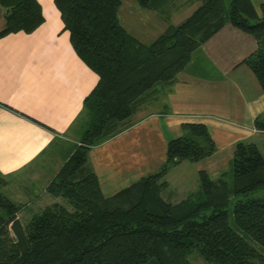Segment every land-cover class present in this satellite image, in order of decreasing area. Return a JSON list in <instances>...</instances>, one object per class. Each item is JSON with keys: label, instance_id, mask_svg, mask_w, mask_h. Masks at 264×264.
Segmentation results:
<instances>
[{"label": "trees", "instance_id": "obj_1", "mask_svg": "<svg viewBox=\"0 0 264 264\" xmlns=\"http://www.w3.org/2000/svg\"><path fill=\"white\" fill-rule=\"evenodd\" d=\"M134 1L149 11L174 3ZM53 2L71 47L98 80L83 100L79 144L46 186L63 203L44 207L22 224L21 207L1 192L7 180L0 173V264H191L187 257L193 251L213 264H264V253L245 239L264 251V198L249 197L264 188V156L256 144L236 143L229 170L217 180L199 171L197 189L176 203L163 196L168 171L215 151L202 123L181 124L184 133L167 141L158 170L111 197L103 196L88 162L90 149L127 129L153 94L173 84L226 24L255 39L257 48L241 63L264 94V3L257 13L250 0H230L227 7L225 0H198L186 19L168 23L142 43L120 21L121 0ZM0 5L6 10L0 38L31 33L44 21L37 0H0ZM254 128L264 132V114L255 118Z\"/></svg>", "mask_w": 264, "mask_h": 264}, {"label": "crops", "instance_id": "obj_2", "mask_svg": "<svg viewBox=\"0 0 264 264\" xmlns=\"http://www.w3.org/2000/svg\"><path fill=\"white\" fill-rule=\"evenodd\" d=\"M250 1L259 13L264 0ZM37 2L44 19L37 29L0 38V173L7 180L2 191L30 212L26 221L46 206L63 203L49 195L46 186L79 144L85 124L83 100L98 80L71 47L53 0ZM5 11L0 5V31ZM144 35L133 36L144 43L149 40ZM256 48L251 35L224 25L200 47L191 70L153 94L127 129L92 147L88 162L103 196L111 197L158 170L167 141L181 135L183 123L204 124L215 151L191 164L194 190L188 193L189 186L171 187L166 179L183 162L168 171L163 196L170 203L197 189L199 171H206L212 180L227 172L236 143L264 148V132L254 128L255 118L264 113V95L252 71L241 63ZM224 160L221 164L227 167L217 171Z\"/></svg>", "mask_w": 264, "mask_h": 264}, {"label": "rangeland", "instance_id": "obj_3", "mask_svg": "<svg viewBox=\"0 0 264 264\" xmlns=\"http://www.w3.org/2000/svg\"><path fill=\"white\" fill-rule=\"evenodd\" d=\"M121 2H122V5L119 9V18H120L122 25L127 29L129 33L131 34L133 33L132 35H134L135 33L137 35H142L145 32V35L143 37L149 38V40L147 41L144 40L143 41L144 43L146 42L149 43L150 41L155 39L159 34H161L166 29L168 23L177 25L180 22H182L192 13L193 9L196 8L200 4L198 0L196 1L174 0V3L172 4L171 7L169 6L166 7L167 6L166 5L160 11H149V10L140 8L134 0H121ZM229 2L230 0H225L226 7L229 5ZM164 17H166V20L164 19ZM165 21L167 22V24H165L166 26L162 27V22H165ZM149 33H151V36L149 35ZM191 67H192V62L189 63L183 71L191 70ZM256 84L257 86H259L257 82ZM261 93L263 94L262 91ZM185 119L190 120L189 118H185ZM217 123L222 124L227 127L231 126L230 124H227L223 120L222 121L217 120ZM77 128L80 129V127H77ZM180 130H181V135H182L184 132L182 129ZM77 138H79V134ZM259 148H260V151L264 155V148H262V146ZM207 158L209 157L202 159V161ZM214 158H217V156ZM223 162H225V160L217 164V171L224 169V167H227L228 164L226 166L221 164ZM183 164L184 165H182L181 167L177 169L173 168L172 170H170L166 176V179L168 180L169 182L168 184H170L171 187L175 186L177 188H182L185 186H189L190 188L187 190V193H188L194 190V182H193L194 180L191 174L192 169H193V166L191 164L193 163L184 161ZM183 180L184 182L181 183V181ZM3 194H5V192H3ZM249 197L264 198V188L255 190L249 195ZM231 199L232 200L229 204V208L232 206L233 202L235 201L234 198L231 197ZM31 208L33 209V206ZM29 213H30L29 211L20 209V212H19L20 215H18V217L20 218V221L22 224H25L27 218L30 215ZM229 223L234 230H236L240 235H243V233L240 230H238L236 226L234 225L232 218L229 219ZM245 239L247 240L248 243H250L257 250L264 253L263 249L258 244H256L251 238L245 237ZM187 260L191 264H213V263H210L204 260L196 251H193L191 254H189L187 257Z\"/></svg>", "mask_w": 264, "mask_h": 264}]
</instances>
